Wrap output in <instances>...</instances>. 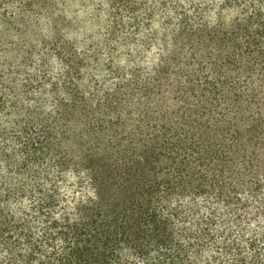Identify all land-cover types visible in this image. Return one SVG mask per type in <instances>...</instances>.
I'll return each mask as SVG.
<instances>
[{"label":"clouds","instance_id":"clouds-1","mask_svg":"<svg viewBox=\"0 0 264 264\" xmlns=\"http://www.w3.org/2000/svg\"><path fill=\"white\" fill-rule=\"evenodd\" d=\"M98 168L103 264H264V0H0V264H83Z\"/></svg>","mask_w":264,"mask_h":264},{"label":"trees","instance_id":"trees-1","mask_svg":"<svg viewBox=\"0 0 264 264\" xmlns=\"http://www.w3.org/2000/svg\"><path fill=\"white\" fill-rule=\"evenodd\" d=\"M154 157H149L151 163ZM98 174L103 178L101 185V204L95 210L88 212L89 223L82 229H77V243H83V248L77 255L83 264H103V258L109 251V245L114 243L115 229L125 233L126 239L139 236L141 228L147 225L151 217L134 207L139 202L140 189L138 169H128L126 174H113L107 168H98ZM133 177H137L134 179ZM123 180L128 191L127 199L117 203L108 192L111 182L119 184ZM111 181V182H110ZM103 245L104 251H100Z\"/></svg>","mask_w":264,"mask_h":264}]
</instances>
